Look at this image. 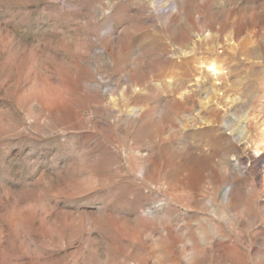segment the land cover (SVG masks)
Wrapping results in <instances>:
<instances>
[{"label":"rangeland","instance_id":"rangeland-1","mask_svg":"<svg viewBox=\"0 0 264 264\" xmlns=\"http://www.w3.org/2000/svg\"><path fill=\"white\" fill-rule=\"evenodd\" d=\"M0 264H264V0H0Z\"/></svg>","mask_w":264,"mask_h":264},{"label":"bare ground","instance_id":"bare-ground-1","mask_svg":"<svg viewBox=\"0 0 264 264\" xmlns=\"http://www.w3.org/2000/svg\"><path fill=\"white\" fill-rule=\"evenodd\" d=\"M210 69L213 70V71H217V70H216V69H217V68H216V65H215L214 63L211 64Z\"/></svg>","mask_w":264,"mask_h":264}]
</instances>
